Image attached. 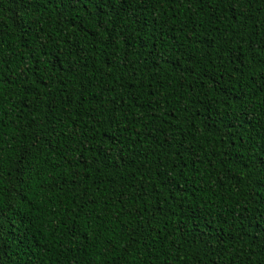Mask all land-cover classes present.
<instances>
[{
	"label": "trees",
	"instance_id": "16d2710c",
	"mask_svg": "<svg viewBox=\"0 0 264 264\" xmlns=\"http://www.w3.org/2000/svg\"><path fill=\"white\" fill-rule=\"evenodd\" d=\"M127 7L0 0V264H264V0Z\"/></svg>",
	"mask_w": 264,
	"mask_h": 264
},
{
	"label": "snow or ice",
	"instance_id": "6c2138e0",
	"mask_svg": "<svg viewBox=\"0 0 264 264\" xmlns=\"http://www.w3.org/2000/svg\"><path fill=\"white\" fill-rule=\"evenodd\" d=\"M93 2L95 3V5L98 6L110 5L115 10V14L117 18L120 15L127 14L128 11H131V9L127 6L132 3V0H67V3L73 6L75 5L86 6L87 4H92ZM117 5H119V8H117ZM115 27H118V25H114V30ZM68 70L75 71V68L70 67ZM208 79L211 80L212 77L209 76ZM24 158L27 159L26 156Z\"/></svg>",
	"mask_w": 264,
	"mask_h": 264
}]
</instances>
